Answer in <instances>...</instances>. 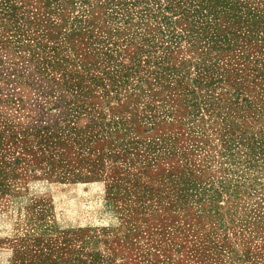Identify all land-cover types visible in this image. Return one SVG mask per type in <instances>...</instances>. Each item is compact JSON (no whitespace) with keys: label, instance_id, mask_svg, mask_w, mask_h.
I'll return each instance as SVG.
<instances>
[{"label":"rangeland","instance_id":"obj_1","mask_svg":"<svg viewBox=\"0 0 264 264\" xmlns=\"http://www.w3.org/2000/svg\"><path fill=\"white\" fill-rule=\"evenodd\" d=\"M0 264H264V0H0Z\"/></svg>","mask_w":264,"mask_h":264}]
</instances>
